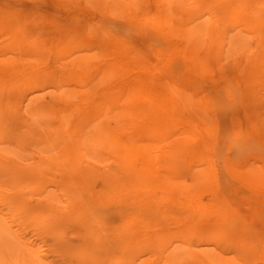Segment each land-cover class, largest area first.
Here are the masks:
<instances>
[{
    "label": "bare ground",
    "instance_id": "bare-ground-1",
    "mask_svg": "<svg viewBox=\"0 0 264 264\" xmlns=\"http://www.w3.org/2000/svg\"><path fill=\"white\" fill-rule=\"evenodd\" d=\"M107 1L114 2L115 0ZM169 1H171L170 3L174 1L176 2V0ZM179 1H177L178 3L174 2V4H179L181 2ZM212 1L215 2L213 3L214 6L212 5L214 8L218 0ZM137 2H141V0ZM145 2L147 1L145 0ZM229 2H231V0ZM235 2L236 5L233 6ZM262 2H264V0H235L233 3L231 2L232 4L227 3L231 5V8L233 6L234 9L228 10L230 5H225L226 8L225 6L221 8H225L223 10L224 12H231V10H233L232 13L240 16L243 15V17L248 19L249 23L247 26L249 27V25H252V22H255L256 20L264 22V6H260ZM116 3H114V5ZM127 3L128 2L125 4ZM130 3L131 2H129V5ZM166 3L168 4V2ZM167 4H164L165 6L163 5L165 10L167 9L166 7H168V10L171 7L167 6ZM163 6H161V8ZM217 6L216 8H218ZM109 7L108 9H110ZM123 8H125V6ZM131 9L135 10L134 13L136 16L138 9ZM131 9L130 12L132 13ZM116 10H118L117 7ZM138 13L140 14L139 11ZM165 13L168 14V12ZM108 14L111 15V13ZM115 14H118L117 11ZM120 14L118 15L120 16ZM118 15L117 17H119ZM124 15L127 17V14ZM135 16L133 17L135 18ZM20 18H22V22L24 17ZM34 20L33 22L35 24ZM139 20L141 19L139 18ZM137 22L140 23V21ZM28 23L29 25L31 24L30 21ZM132 23L136 22L133 21ZM36 24L38 25L37 22ZM19 25L17 26L14 24L17 29L20 28ZM31 25L32 30L33 28H37L33 27V23ZM25 26L21 25V27L24 28ZM41 27L42 24L38 28L40 29ZM28 28L29 27L25 28L26 32L28 31ZM20 29L21 31L23 30V28ZM103 29L105 28H102V30ZM34 30L32 31V34L35 33L36 30ZM108 30L110 29L108 28ZM122 30L124 31V29ZM189 30L190 31H186L187 35H192V33L194 34V32L191 33V29ZM23 32L25 33V31ZM42 32H40V34ZM183 32V35H185V31ZM7 33L13 32L7 31ZM43 33H45V31ZM71 33L73 32L71 31ZM87 33L89 34V32ZM14 34L18 36L19 33H16L15 31V33L12 35H9L11 37L10 39H13L12 36H14ZM40 34L38 30V35ZM55 34H57L56 31ZM59 34L58 36H60ZM104 34H106L105 31ZM29 35L27 36L30 38H26L27 40L22 41L20 45L17 44L14 46L16 42L13 39L11 41H13L14 44H11L10 41V45L9 43L5 44V46L8 45L7 49L6 47H3L4 49L0 48V264H55V262L50 263L49 260H51L53 257L54 260L55 258L58 259V256L59 261H61V258H68L69 260L71 259L75 261L77 264L215 263L218 261V258H213L210 256H195L189 251H180L178 246L171 247V240L186 238L187 236L200 237L204 234L208 241H219L224 248L233 246L234 249L236 248L238 250V252L232 257H220L219 259L222 264H254L255 259L253 260V258L255 257L250 256L249 254H252V252H250L252 249L254 250L259 246V244L261 245V243H264V234L250 229L245 225V223L238 222L233 224L232 222L234 219L231 216V211L233 212L232 208L229 207L226 211L214 209L218 204L221 190H215L211 188L213 183L212 181H214L213 177L210 178L203 175L202 173H196L195 170L193 171L192 168L188 166V161L186 158L188 153L185 155V152L193 144L195 146L201 145L196 144L197 141L195 138V140H191L192 142L190 143H188V139L184 141L186 138L191 139L195 132L191 131V129L190 131L185 130L183 132L184 139L181 141L186 142V144H178L182 143L179 141H177V144H170V132L163 131L161 129L163 126L162 124H168V122L173 120V112L182 105L180 104L181 106L176 107L177 109L174 110L173 108L168 107V104V106H166V104L161 105L163 103L158 104L157 98L160 94H156L157 90L151 91L150 89L145 88L142 84H136L131 88L134 89V91H132V93L134 92V98L133 96L130 97L127 95V93H125L123 99L121 100H124L123 103H125L124 105H126V108L118 109L117 111L114 110L113 112H115V114L113 117L109 116L111 118L108 117V120L103 119L106 120V122H103L102 117H104V112L107 107L105 109L100 107L98 108V111H93L95 115L93 119L87 117L88 114L93 113L91 112V104L87 103L88 100L90 101V99H93V96H87L89 98L88 99L85 95L84 97H86V100L85 98H81V96L84 94L88 95V91L90 92L92 90H90L87 83L91 81L92 77L96 73V70H94V74L92 72V76L89 74L91 79L90 81L88 80L87 83L85 80L88 75L85 74L86 70L82 69L85 71V73L82 72L81 74L83 75L77 77V73L75 74V72L81 70V64L86 61V58L80 57L78 61L74 63L70 61L69 63L73 67L71 68L69 66L70 64H68V67L67 62L62 60L68 58L71 51L69 49H72L73 47L71 46L72 48H69L67 45L65 47L60 46V53L64 52L63 55L66 57L57 59H60L62 64L63 62L66 63L65 65H62V68L60 64L58 67L59 71L61 68V70L64 72H61L62 74L58 75V71L56 72L58 76L55 77L54 74L52 76L50 72V66H52V64L50 65L48 61V67L47 63L44 62L45 57H47L46 52H48V54L50 52L45 51L46 46H43V44L47 42L46 41L43 43L45 40L43 37L44 34L42 35L44 39L41 37L43 40H41L39 37V39H37V35L35 36L36 38L32 37L31 32ZM74 35L75 34H73V36ZM19 36L18 38H20ZM116 36H118L117 33ZM60 37L62 38V36ZM57 38L59 39V37ZM69 38L70 36L67 38V40ZM73 42L72 44H74ZM82 42L80 43L82 44ZM189 43L192 42L190 41ZM223 43L224 42L222 41V44ZM41 44L45 50L43 47V49L41 48ZM64 44L66 45V43ZM79 45L80 44L78 43V46ZM27 46L35 47L33 48L34 51L31 54L30 52H27ZM51 47V51H53V47H55V45L53 46L52 44ZM51 47L49 44L48 48ZM114 48H116V46H114ZM75 49H72V51ZM13 50L14 53L17 51L23 54H20L19 57H13L16 56L11 53ZM57 50H55L54 54L55 56L57 55L56 58L58 57ZM6 51L10 52V55L8 54L9 57H7L8 55H6ZM233 51L234 49H232V52ZM102 52L105 54L103 50ZM108 52L109 50L106 53ZM112 52L115 51L112 50ZM26 53L30 54V57H28L29 59L27 58ZM100 53H95V55H100ZM79 55L81 54L79 53ZM101 56H99L100 59ZM112 57L115 58L113 55ZM76 58H78V56ZM105 58L106 57H104V59ZM139 58L141 59V57ZM52 60L54 61V59ZM108 60L106 64H108L110 67L109 63L111 62H108ZM115 60H109L112 61L110 68L114 67L113 62ZM90 63L89 65H91ZM95 63L87 70L92 71L91 68H95V65H97ZM84 64L87 65L86 62ZM55 66L57 67V65ZM104 66L108 68V66L105 64ZM259 66L260 67L258 68L264 69V62H262V65L259 63ZM66 67L71 70H67ZM51 68H54V66ZM110 68L109 70H111ZM243 68L242 71H245ZM233 70L236 69L233 68ZM65 71H72V76L75 75L77 78H72V76L69 74L70 72L67 74ZM103 71L106 75L107 72H105V70ZM249 75L251 76L253 74ZM102 78L109 79L105 78L104 75ZM103 79L101 80L105 81ZM248 80L252 79L249 78ZM98 81H95V83L97 84ZM149 82H151V86L148 85V87H153L154 85H152V81L149 80ZM105 83L104 86L106 85ZM122 83L125 85L128 84L125 82ZM154 84L156 85V83ZM130 86L131 84L129 87ZM92 87L95 89L94 86ZM101 89L99 90L100 92ZM121 90L122 89L120 88V91ZM123 90L122 92H124ZM250 91H252V89ZM103 92L97 94L100 95ZM106 92H108V87L103 95H105ZM249 93L252 94L253 92ZM43 94L49 95L51 102H45L42 97ZM107 94V97L111 95L110 97L112 98L114 96L113 99H115V96H122L123 93L120 94V92H117L116 89V95H112L111 93L108 95ZM228 95H230V93ZM228 95L227 98L229 97L230 99H226L223 96V99H225L224 101L229 100L227 102L234 104L237 99L235 100L231 98L233 97L232 94L231 96ZM79 98L81 99L78 100ZM185 98L187 100L189 99L187 96ZM218 98L220 97L218 96ZM100 99L104 100L105 103L106 101H108L107 103L110 102V106L114 105V103H117L118 101V99H116L115 102V100L110 98L109 99L111 101L106 100L107 98L103 99V96L100 95V98L98 99L99 101L96 100V103L98 101L100 104ZM139 99L143 100V104L145 106L152 107L151 110L149 109L147 114L144 113L147 109L144 107L141 108L143 110L137 111L135 114H131V111L133 110L130 108V105H132L134 102L136 104V101ZM205 99L204 102L207 101V106L208 101L211 102V99H206V101ZM82 100H85V102H82ZM215 100H212V102ZM230 100L234 101L230 102ZM79 101L83 103V106H86L84 109H82V115L89 111L90 113L87 115L85 114L86 117L81 119V121L79 120L80 122L75 123L74 116L76 113H78L76 112L77 108L79 105L80 108L82 107V104H80ZM220 102L219 105L225 104L222 102L220 104ZM96 103L94 105L95 107L98 104ZM124 105H122L123 107L121 105L120 106L124 108ZM211 105L213 106L215 104L211 103ZM117 106L119 105L116 104V107ZM133 106L136 107L135 105ZM199 106L203 107V104ZM228 106H231V104ZM109 109L107 111H109ZM206 109L204 108V110ZM227 111L229 113V110ZM142 112L148 117L146 116V118H144L145 115ZM176 112L177 111H175V114H177ZM219 112L216 114V116L219 115ZM224 112L226 113V111H223V113ZM249 113L251 114V112ZM252 113L254 114V112ZM128 114L136 115L133 120V117L129 118L132 120V122H130L131 124L129 123ZM158 115H160V117ZM215 118L216 117H214V120ZM257 118L259 119V117ZM218 119L219 118H217V120ZM217 120H215V123L218 124ZM159 121L161 123H158ZM252 121L254 120L252 119ZM257 121L260 123V120ZM127 123L130 124V126L127 127ZM217 124H215L216 128ZM138 125H143L142 128L144 129L150 127V130H145L144 132L143 129V133L141 134L142 128L140 129ZM213 126L214 125H212V127ZM136 127L140 129V134L138 133L139 130H136ZM207 127H210V132H208L209 135L207 133L206 134L210 137L212 134L214 135V138L212 137L214 141L211 143L218 146L219 144H216L217 141H215V135L217 132L212 133L211 125H208ZM215 127L213 131H215ZM199 129L197 130L199 131ZM219 130L221 131V128ZM261 130L264 131L262 128ZM176 131H174V133ZM220 134L221 133H219V135ZM238 134L239 133H236V135ZM151 138H153V140L156 142L150 143L149 141L148 143L146 141V139L149 140ZM224 140L221 142L223 143ZM229 140L230 139H228V141ZM232 140L233 142L230 143L233 144H240L241 142L240 137L238 136L232 138ZM203 146V148L199 149L203 150L206 148V144H203ZM185 174H187V177H184ZM244 180L246 182L256 183L259 185L260 183L264 182V178H255V175L250 173L248 177L244 178ZM199 183L206 184L208 190L207 192L214 190V192H212L215 195V198H213L216 200L215 206H207L203 203V201H201L199 197L201 195V190L199 191V189L201 188L199 187L202 185L198 186L199 189H195L194 187L195 191L193 192H185L188 188H193V185L196 186V184ZM219 207L221 209L224 208L220 204ZM186 211L195 212V214H191V217V215L189 216L190 212H187V214ZM211 215H214V218L217 217L220 220H217V218L215 219L217 221L211 220ZM208 227L210 228V231L205 232ZM234 228H239L240 233L235 235L228 234ZM26 230L30 231V234H27L29 232ZM223 230L226 232V234L220 233L223 232ZM31 233H33L32 236L36 237L30 240V238H32ZM26 236H30V238H26ZM247 236L250 239H255L257 246L256 248H249V251L244 252L248 248L240 246V243L243 241L242 238ZM257 253L255 252V256L258 255ZM258 256L256 261L258 258L264 259V254L260 255L259 253ZM68 259L65 260L69 261ZM64 263L66 264V261ZM61 264H63V262Z\"/></svg>",
    "mask_w": 264,
    "mask_h": 264
},
{
    "label": "rangeland",
    "instance_id": "rangeland-1",
    "mask_svg": "<svg viewBox=\"0 0 264 264\" xmlns=\"http://www.w3.org/2000/svg\"><path fill=\"white\" fill-rule=\"evenodd\" d=\"M106 1L107 0H104V2L103 0H100V2L99 0H0V34L3 32L0 35V46L1 45L3 46H1L0 48L6 47L7 49L8 45L5 46V44L9 43V41L11 44H14V42L11 41L13 39L16 42L14 46L17 44L20 45L22 41L27 40L26 38H30L29 37L30 32L32 37L34 38L37 37V39L39 38L41 39L42 35L44 34L45 36L43 35V37L45 38V40L44 42L43 41L42 42L45 43L47 41L45 44H43V46L44 45L46 46L45 47L46 50L42 46V44L40 46L41 48L43 47L45 51H50L51 53H53L51 54L49 52L48 54V52H46L47 57H45L44 62L47 63L49 61V64L50 65L52 64V66H50V72L52 76L54 74L55 77L61 75L62 74L61 72H64L61 70V68L62 65L66 64L65 62H63L62 64L60 59L57 60L58 58L66 57L63 55L64 52L60 53L61 51L60 46L65 47L68 45L69 48L72 47H73L72 49L76 48L73 51L72 49H69L72 52L70 51L68 58L62 61H66L68 66V64H70L69 63L70 61L74 63L78 61L80 57H85L86 58L85 62L87 65L84 64L85 62H83L81 64L82 66L81 70H78L77 72H75V74L77 73L76 74L77 77L78 76L80 77L83 75L81 74L82 72L85 73V71L83 70H86L85 74L86 75L88 74L87 77L85 76L86 83L88 80L90 81L91 79L89 74L91 75L92 72L93 74L96 72L92 77L91 81L87 83L90 90L91 89L92 90L90 92L88 91L89 93L88 95L82 94L83 96H81V98H85L86 100L87 96L88 97L89 95L93 96L91 97L94 100L90 99L91 101L90 102L88 100L89 98L87 97L88 102L86 101L88 104L89 103L91 104L90 106L92 108L91 112L98 111V108L100 107H103L104 109L107 107L104 112L105 118L102 117V120L103 119L108 120L109 118L113 117V115L115 114V112H113L114 110L117 111L118 109L126 108V105H124L125 103H123L124 100L121 99H123L125 93H127V95L130 97L133 96L134 92L132 93V91H134V89L131 88L136 84H142L144 85L145 88L150 89L151 91L157 90L156 94L157 95L160 94L157 98L158 104L163 103L161 105H165V104L166 106L169 105L168 107L173 108L174 110L177 109L176 107H180L182 105L180 108L175 110L177 111L176 112L177 114H175V111L173 112V117H174L173 120L168 122V124L167 123H164L165 125L162 124L163 126L161 127V129L163 131L170 132L169 133L170 144H177V141L182 142L178 144H186V142L181 141L182 139H184L183 132L185 130L190 131V129L191 131L195 132L194 136L191 137V139L189 138L184 139V141L188 139L189 140L188 143L196 139L197 141L196 144H201L198 146H195L193 144L185 152V155L186 153H188L186 157L188 161V166L192 168L193 171L195 170L196 173H202L203 175L210 178L213 177L214 181H212L213 183L211 188L215 190L220 189L221 192L220 191L219 192L221 193V195L218 204L216 205L215 203L216 200L213 199L215 198V195L213 193L214 190L211 189L213 192L212 191L207 192L208 191L207 186L204 183L196 184L197 187L193 185V188L190 187L185 192L188 191L187 193H190L191 191L192 192L195 191V189L201 188L199 189V191L201 190L200 192L201 195L199 193L198 194L200 195L199 197L204 204H206L207 206L216 205L214 209H218L220 211H226L230 207L233 209V212L231 211V216L234 219V221L232 222L233 224H236L238 222L245 223V225L250 229L259 231L261 234H264V182L260 183L259 185L256 183L246 182L244 180V178L249 176V173L254 174L255 178L258 177L264 178V133H262L264 131L261 130V128L264 129V69L258 68L260 67L259 63L260 65H262V62H264V60H261L264 59V22L256 20L255 22H252V25H249L248 27L247 26V24L249 23L248 19L243 17V15L240 16L235 13H232L233 10H231V12L225 10L226 12H224L223 10L226 8V6L230 5L227 3H231V2L233 3L235 0L233 1L231 0V2H229L230 0H225V1L218 0L215 5L216 6L218 5L217 7L219 9L216 8V6L214 8L212 7L213 3H215L212 0H180L181 2L179 0H176V2L177 1L180 2L179 3L180 5L174 4L175 2L174 0H173L174 2L172 3H170L171 1L169 0H165V1L146 0L147 2H145V0L144 1L141 0V2H137L140 0L137 1L134 0L135 3L133 0H120L122 2H120L119 0H115V1L113 0L114 2L110 1L111 3ZM117 1H119L118 3H120L121 5L116 3ZM163 1L165 5L167 4L166 2H168L167 6L169 7L171 6L169 10L168 7H166L167 9L165 10L164 7L165 5L163 4ZM124 2L125 3L128 2V3L125 4ZM129 2H131L130 5ZM114 3L116 4L114 5ZM142 4H144L146 7ZM235 5L236 2L233 6ZM115 6L119 11L116 10ZM124 6L125 8H123ZM161 6L163 7L161 8ZM224 6H225L224 9L221 8ZM233 6L231 8L230 5V8L228 10L234 9ZM260 6H264V2H262ZM108 7L110 9H108ZM131 8L138 9L136 14L137 17L135 16L134 13L135 10H132ZM130 9L132 10L133 14L130 12ZM109 10L111 11L113 10V11L111 12ZM116 11L118 14L120 13L122 14H120L119 16L118 14H115ZM138 11L140 12V14L138 13ZM107 12L111 13V15L108 14ZM165 12H168V14H166ZM124 14H127V17ZM117 15L119 17H117ZM133 16H135L136 20ZM20 17H24L22 22H21L22 18ZM138 17L141 20H139ZM33 20L35 21V24L37 22L39 26L37 24L36 26ZM29 21L31 24L33 23V27H37L36 29L33 28V30L34 29L36 30V31L34 30L35 31L34 34H32L33 31L32 25L31 24L29 25L28 23ZM133 21L136 23H132ZM137 21H140V23ZM17 22L18 23L20 22L19 24H21L22 26H25L26 24L25 28L26 27L30 28V26L31 28L30 29L28 28V31L26 32V29L24 27H21V25H19ZM22 23L25 24L23 25ZM40 23L42 24L41 27L42 31L43 32L45 31V33L41 31V28L40 29L38 28L41 26ZM14 24L17 26L19 25V27L23 28V30L21 31L19 27H18L19 29H17V27L14 26ZM60 27L64 29H61ZM102 28H105L107 30L105 29L102 30ZM108 28L110 30H108ZM122 29H124L125 32ZM189 29L192 30L191 33L194 32V34L192 33L193 36L190 34H188L189 36L187 35L186 31H190ZM5 30L13 33H15L16 31V33H19L18 36L20 35L19 36L20 38H18V36L14 34V36H12L13 39H10L11 37L9 35H12L13 33H7V31ZM38 30H39V34L40 32H42L40 34L41 36L38 35ZM23 31H25V33ZM55 31L57 32V34H55ZM71 31L73 33H71ZM104 31L106 34H104ZM183 31H185L186 33L185 35H183L184 34ZM87 32H89V34ZM115 32L117 33L118 36H116ZM5 33H7L8 35ZM110 33L112 36L110 35ZM129 33L132 35H130ZM58 34L62 36V38L58 36ZM73 34L75 35L73 36ZM67 36L68 37L70 36L69 38L70 40L69 39L67 40L68 38ZM57 37H59V39ZM220 40H222L224 43L222 44V41ZM190 41L192 43H189ZM72 42L74 44H72ZM80 42H82V44ZM64 43H66V45ZM78 43L80 44L79 46ZM49 44L50 47L52 44L53 46L55 45V47H53L54 52L51 51L52 47L48 48ZM111 46L113 48L114 46H116V48L113 49ZM30 47L31 46L28 47L27 52H30L31 54L34 51L33 48L35 47L34 46H32L31 48ZM54 48L55 50H57L58 48L57 58H56L57 55L56 56L54 55L55 54ZM232 49H234L233 52ZM80 50L83 51L81 52ZM102 50L105 52V54L102 52ZM108 50L109 52L106 53ZM112 50L115 52H112ZM6 52H7L6 55L8 54L10 55L9 51ZM11 53L16 55L13 57H17V56L19 57V55L21 54L17 51L16 53H14V50ZM79 53L81 55H79ZM95 53L97 54L100 53V55L97 54L95 55ZM30 54L26 53L27 58L30 57ZM101 54L106 58L104 59V57H102ZM9 55L7 57H9ZM112 55L115 56V58L112 57ZM77 56L78 58H76ZM99 56H101V59ZM138 56L141 57V59ZM92 57L94 60L92 59ZM51 58L54 59V61ZM108 59L109 60L116 59L114 61L115 63L113 62L114 67L112 66L114 69L110 68L112 61H109ZM107 60L108 62H111L109 63L110 67L108 64H106ZM55 62H57L58 64ZM89 63L91 65H94V63L97 64L95 65L96 67L92 66L95 67V68H91L92 71L87 70L89 67H91ZM59 64L61 65L60 71L58 68L60 66ZM104 64L108 66V68H106ZM55 65H57V67ZM53 66L54 68H51ZM69 66L71 68L73 67L71 66V64ZM109 68L111 70H109ZM233 68L236 70H233ZM238 68L240 69V72ZM242 68L245 71H242ZM118 69L120 70L121 73L119 72ZM67 70H71V69L67 68ZM94 70L96 71L94 72ZM103 70L107 72L106 75ZM56 72H58L57 73L58 75L56 74ZM65 72L67 74L68 72H70L69 73L70 76L73 75L72 71H65ZM249 74H253L251 75L252 77ZM101 75L102 76L104 75L105 78H109V79H103ZM77 77L75 75L72 76V78H77ZM249 78H251L252 80H248ZM96 79H98L99 81ZM101 79L105 81H102ZM125 80H127L128 82ZM149 80L152 81V85H154L153 87H150L151 82H149ZM95 81L96 82L98 81V83L96 84ZM107 82L110 84V86ZM122 82L128 84L125 85ZM104 83L106 84L105 86ZM154 83H156L157 86ZM130 84L131 86L129 87ZM158 84H160L161 86ZM148 85H150L149 86L150 88L148 87ZM92 86H94L95 89ZM251 86H252L251 88L252 91H250ZM107 87H108V92L112 91L110 92L112 95H116V89L117 92H120V94L123 93L122 96L120 94H117L120 96H115V99H113L114 96L112 98L110 97L111 95L108 96L110 99L115 100V102L116 99H118L117 103H114L115 106L114 105L110 106L109 104L110 102L107 103L108 101H106L105 103L104 100H101L102 98L100 99V101L101 102L104 101L103 103L105 104L101 102L100 104L98 103L99 101L98 99L100 98V95L103 96V99L107 98L106 100H110L106 96L108 92H106V94L103 95L107 90ZM122 87L124 88V90ZM101 88L102 89L104 88L103 89L104 92ZM120 88L124 92H122V90L120 91ZM100 89L101 92L103 93L98 95L97 93H101L99 91ZM249 92L251 93L253 92V93L250 94ZM229 93L230 95H228ZM231 94L233 96L231 98L235 100L237 99L236 102H234V104L227 102L229 100L224 101L225 99H223L224 97L226 99H230L229 97L227 98V95L231 96ZM85 95L86 97H84ZM186 96L187 98H189L188 99L189 101L185 98ZM218 96L220 98H218ZM42 97L45 102L47 103L51 102V98L49 95L43 94ZM81 98H79L78 100H80ZM205 98L207 100L211 99L210 100L211 102L208 101L207 106H206L207 101ZM214 98L217 100H215ZM185 99L188 102H186ZM204 99L206 102H204ZM85 100L84 101L82 100V102H85ZM96 100H98L97 101L98 104L96 103ZM212 100L215 101L212 102ZM201 101L203 107L205 109L207 108L206 110H204L202 106H199L202 105ZM220 101L225 104L219 105ZM232 101L234 100H230V102ZM79 102L80 104H82V107L80 108L79 105V107L77 108L76 112L78 113H76V115L74 116L75 123L80 122L81 119H83L84 117H86L88 113H90L89 111L85 113L86 115L85 114L82 115L81 113L82 109H84L86 106H83V103H81V101ZM95 103L97 104L96 107L94 106ZM211 103L215 105L212 106ZM116 104L119 106L116 107ZM229 104H231V106H228ZM120 105L121 106L124 105V108H122L123 106L121 107ZM133 105H135L136 107H134ZM143 105L144 104L142 99L137 100L136 104L134 102L132 105H130V108L133 110L131 111L132 113L131 112L130 113L135 114V112L143 110L141 108L144 107L145 109L146 108L148 109V110L146 109V111L144 112L145 114H147L149 109L151 110L152 107L145 105L143 106ZM108 109L109 111H107ZM227 110H229V113ZM223 111H226V113L225 112L223 113ZM218 112L219 115L216 116ZM249 112H251V114ZM252 112H254V114ZM255 112H256V116H255ZM213 113L215 114V116ZM94 116H95L94 112L87 115V117H90L92 119ZM146 116L147 115H145L144 118H146ZM158 116L160 117V115ZM134 117H136V115L128 114V119L132 118L133 120ZM214 117H216L215 120H217V118L220 119L217 120L218 124L215 123ZM257 117H259V119ZM256 118L257 120H260L259 121L260 123H258ZM252 119L254 121H252ZM106 120H103V122H106ZM132 120L129 119V123L132 122ZM158 123L161 122L159 121ZM130 124H128L127 127L130 126ZM215 124H217L216 125L217 128L215 127ZM208 125L209 126L211 125L212 133L217 132L215 135V141H217L216 144H219L218 146L211 143L214 141L213 139L214 135L212 134L211 137L208 136L209 135L208 132H210L209 131L210 127H207ZM212 125L214 126L212 127ZM142 126L138 125L140 129L142 128ZM138 127H136V130H139V132L138 131L137 132L140 134V132L144 128H142L140 131ZM214 127H215V131H213ZM149 128L150 127H147L143 131L145 132V130H150ZM220 128L221 131L219 130ZM197 129H199L200 132ZM143 131L141 132V134L143 133ZM174 131L176 132L174 133ZM218 131L222 135L221 134L219 135ZM234 133L235 135L236 133H239L240 135L238 134L235 136ZM223 135H225L226 138ZM233 136L240 137L241 140L240 144L230 143L233 142L232 140V138H234ZM217 138L220 139L218 140ZM227 138L230 140L228 141ZM223 140L224 142L222 143L221 141ZM146 141L148 143L149 141L150 143L156 142L155 140H153V138L149 140L146 139ZM203 144H206V148H204L205 150L199 149L204 147ZM184 177H187V174H185ZM198 186L200 187L198 188ZM219 204L222 205L224 208L221 209L219 207ZM187 212H190L189 216L191 214L192 215L195 214V212L186 211V213ZM214 217H215L214 215H211L210 219L214 221L217 218ZM217 220L220 219L217 218ZM209 231L210 228L208 227V229L205 232H209ZM28 232L29 233L27 234H30V231ZM220 233L226 234L224 230L223 232ZM237 233H240L239 228L232 229V231L228 234L235 235ZM32 234L33 233H31V236ZM204 235L200 237L187 236L186 238L171 240L170 244L171 247L178 246L180 248V251L182 250L184 252L189 251L195 256H210L213 258H218V261L211 264H222V262H220L219 259L220 257L229 258L234 256L238 252V250L236 248L234 249L233 246L224 248L221 242L219 241H208ZM34 237L36 236H32V238H30V236L29 237L26 236V238H30V240L33 239ZM242 240L243 241H241L240 246L248 248L244 252L249 251V248L252 247L256 248L257 246L255 239H250L248 236L243 237ZM250 252L254 254V255H252L251 253L249 254L250 256L255 257V258L252 257L253 260L255 259L254 264L255 263L264 264V259L262 258L260 259L258 258L259 261L262 259L260 262L257 260L258 261L257 263L256 261L259 253L260 255L264 254V243H261V245L259 244V246L256 249L254 250L252 249V251ZM255 252L256 253L258 252L257 256H255ZM53 258L49 260L50 263L55 262V264H61L63 262V264H65L64 263L65 261L66 264L76 263L71 259L70 260L68 258L62 259L61 257H60L61 261H59V256L58 259L55 258L54 260ZM65 259H68L69 261Z\"/></svg>",
    "mask_w": 264,
    "mask_h": 264
}]
</instances>
